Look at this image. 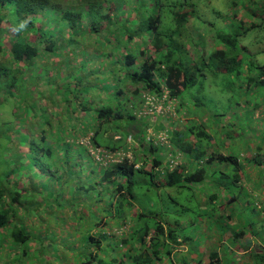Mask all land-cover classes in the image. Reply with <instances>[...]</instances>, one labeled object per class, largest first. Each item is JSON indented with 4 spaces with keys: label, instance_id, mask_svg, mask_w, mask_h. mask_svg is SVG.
<instances>
[{
    "label": "trees",
    "instance_id": "obj_1",
    "mask_svg": "<svg viewBox=\"0 0 264 264\" xmlns=\"http://www.w3.org/2000/svg\"><path fill=\"white\" fill-rule=\"evenodd\" d=\"M206 1L0 0V102L13 93L14 96L26 95V83L34 85L36 82V85H39L37 83L43 82V79L46 83L50 80L57 84L62 82L70 93L65 99L67 104L63 109H58V103L53 97H47L45 100H49L50 105L48 107L45 104L46 108L40 110V116L34 114V111L29 112V109L25 110L30 122L24 125L23 119L21 126H25L24 130H15L13 127L9 132L20 133V140L24 134L33 142L34 138L38 137L39 141L44 143L40 149L49 159L54 155L53 144H59L61 151L56 153L60 152L61 155L57 158L69 165L68 174L71 177V180L68 179L71 181L70 186H66L67 182L62 181L60 188L48 192L55 194V199L48 200L50 195L46 193L48 195H45L43 203H40L41 198L36 199V195L42 194V189L36 182L34 187L29 188L30 180L24 176V171L15 166L13 170L0 173V248L9 245V253L10 249L14 252L26 243L29 245L34 239L32 232L28 230L27 219L33 218V211L30 213L29 209H44L45 204L48 206L66 203L69 208L74 209L73 213L80 212L79 220L84 218V212L103 215L96 221L95 226L104 228L105 232L97 231L96 236L88 233L81 237L84 248H80L76 255L81 259L87 251L88 257L80 261V264H178L174 254L180 252L182 246L186 247L187 253H181L180 259L178 258L181 264H191L194 260L200 263L201 253L197 247L203 232L200 233L201 227L196 225L195 220L192 221L196 216H202L206 223H210L206 228L218 223L226 225L225 228L231 231L234 241L249 233L255 225L250 220L257 215L263 216L259 212L264 209L257 210L256 204H249L247 198L246 205L250 206V212L247 214L249 221L245 223L238 219L234 224H226V219L232 214L235 215L234 204H238L239 199L237 195L229 193L231 189L228 188L236 185L247 197L249 192L244 191L241 184L242 178L245 177L248 184L253 186V190L263 189V184L259 181L255 180V184L251 182L247 167H257L260 180H264V116L253 126L254 130L248 136L257 140L255 151L251 152L249 157L243 158L240 157L243 149L241 152L238 150V154L230 151L229 147L225 154L215 149H220L225 140V137L215 130V125L206 127L202 121L190 119L192 121L188 120L184 125L173 124V127H170L166 125V118L160 117L153 123L154 130H165L170 147H174L172 150L182 154V163L175 165L171 170L164 168V161L167 163L168 159L162 154L163 145L159 144L157 138L145 137L146 128L151 124L150 120L148 123L138 117V112L144 106L143 93L148 92L159 97L163 88L168 90L174 106L181 108L187 101L202 110L206 109L202 112H207L205 95L195 100H191L188 95L195 86H200L201 82L203 87L204 82L211 80L212 76L226 79L227 83L224 88H219L221 92L209 94L211 97L227 93L230 97L227 99L230 100L237 95L239 100L235 103L241 105L240 99L247 97V89H254L253 96L245 99V105H249L257 95L256 100L262 96L264 104V60L253 62V58H264V52L252 53L248 51L247 45L240 43V38L245 36L248 30L264 28V0H228L226 7L229 6L235 13L242 11L250 19L234 18L235 13L232 12L233 15L216 26L209 22L214 28L215 42L206 56L198 49L196 55L191 56L188 48L195 49L199 42L191 28L192 22L195 19L202 24L206 22L202 19V5L218 15L223 14L210 3H204ZM245 2L248 3L247 7ZM64 3L74 7L63 6ZM25 20L27 26L17 31L20 23ZM87 39L95 40V44H99L94 51L95 58H88L92 47L87 46ZM260 41L261 37L256 39V42ZM145 43L148 47L144 49ZM51 57H59L61 60L54 65ZM71 58H78L79 62H74ZM96 59L104 62L103 71L98 72L83 65V62L94 65ZM42 62L47 64L43 71L40 68ZM99 81L102 82L101 85L97 83ZM241 83L243 90L238 93L235 91L236 85L240 87ZM93 91L94 94L98 92L97 97H93ZM47 94L49 92L43 90L40 97ZM99 101L102 102L98 104ZM33 104L35 103H32L33 107H37ZM52 107L55 110H52ZM235 109L238 110L239 107ZM261 112H264V107ZM61 114L63 116L59 117ZM32 117L37 119L38 123L31 121ZM234 118L230 127L240 124L243 120L237 114H234ZM67 126L70 131L64 133ZM113 128L116 131H113ZM89 131L92 132L90 144L94 148L127 151L132 144L128 142L129 137L141 145L142 155L134 154L132 160L124 158L119 163L96 166L95 159L87 147L77 142ZM5 132L0 130V138ZM12 136L13 134H10L7 139L11 140ZM225 136L228 139L227 135ZM204 141L210 142V146L203 147ZM73 148H78L79 152L76 150L73 154ZM248 149L249 147L245 151ZM27 150V153L32 154L33 171H39L43 175L50 171L49 166L47 170L44 166L38 168L37 162L40 158L35 152L37 147L30 146ZM214 161L227 164V169L210 171L207 167H212ZM136 164L138 166H135ZM62 175L58 177L63 179ZM214 175L217 177L214 178ZM44 177L48 181L52 179L47 175ZM143 182L148 183L147 189L150 186L155 187L156 192L160 187L174 188L178 192H182L184 188H195L204 201L196 205V215L187 222H181L184 216H170L162 211H159V214L156 211L146 213V207L140 205V208L138 205L139 211L135 213L128 232L121 236L106 233V228L110 227L109 222H113L119 230L126 226V216L136 205L135 199ZM207 185L212 189L215 185L217 187L214 192L211 189L209 194H205ZM224 192L228 193V196L224 195ZM71 194L76 197H71ZM79 195L81 199H78ZM253 197L255 199L254 195ZM194 199L197 197L194 196L192 200ZM177 204L181 210L188 211L191 208L193 212V204ZM59 208L62 209V206ZM219 208H227L230 212L222 216L218 214ZM21 209H25L27 214ZM240 209H243L242 205ZM146 217L154 219V227L151 228L143 221ZM136 222L142 225L136 227ZM189 222L190 226L195 227L185 226ZM243 223L245 225L238 228ZM193 231L198 233V237L193 236ZM254 235L263 237L264 229L253 231L252 236ZM195 237L198 240L195 241ZM42 242H46V247L39 243L38 249L44 248L42 254H39V261L45 257L49 260V243L46 238ZM252 242L256 247L253 245L248 250L245 248L247 254L244 256H237L233 250L231 256L229 250L220 253L216 248H211L208 264H264V246H258L257 242L252 240L247 242L246 247ZM58 246L65 248V255H57L62 258L58 264H68L69 256L66 250L73 247L72 244L60 243ZM117 249H120L119 256H116ZM177 254L179 256V253ZM191 254L196 257L189 260ZM26 255L28 252L23 249L22 256ZM13 256L12 263L22 261V257L17 259L18 254L14 253ZM39 261L38 264H42ZM50 264H53L51 260Z\"/></svg>",
    "mask_w": 264,
    "mask_h": 264
},
{
    "label": "rangeland",
    "instance_id": "obj_2",
    "mask_svg": "<svg viewBox=\"0 0 264 264\" xmlns=\"http://www.w3.org/2000/svg\"><path fill=\"white\" fill-rule=\"evenodd\" d=\"M227 1L228 0H207L206 2H204V3H210V5H213L216 9L223 12V14H220L221 16L218 15L217 12H214L211 9L208 10L206 7L202 5L201 12L202 14H204L203 15L204 18L202 19L206 20V22L202 24L198 19H195L192 22L191 28L194 30L193 33L196 35L195 38L199 42H197L198 46L195 49L190 48V47L188 48L191 56L196 55L195 53L197 49L199 50V52H204L205 54L204 56H206L211 45L215 42L214 41V28L209 22L213 23V25L216 26L217 24L223 22L224 19H228L231 16L232 12L235 13L234 10L229 8V6L228 7L225 6V3L226 4L228 3ZM247 5L248 3L245 2L246 7ZM63 6L71 7V8L74 7L73 5L71 6L67 5V3H64ZM223 6L226 8H224ZM240 17H242L243 19L249 18L247 15L243 14L242 11H239V12L237 11L235 13L234 18H240ZM231 32H234V31H231ZM259 37H261V41L256 42V39H259ZM85 42L87 43V46L90 45L92 47L90 48L91 51L88 55V58L90 59L95 58L94 51L98 48L99 44L96 45L95 44L96 41L90 40V39H87ZM240 43L244 44L245 46L247 45L246 47L248 51L252 53L264 52V28L248 30L245 36H242V38H240ZM143 46L145 49L148 47V44L145 43ZM71 56L74 57L73 55ZM67 57L68 56H65V58ZM50 60H52L55 65L58 61L61 60V58L51 57ZM71 60L74 62H79L78 58H71ZM79 60H81V58ZM262 60H264V58H253V62H256V63L257 61L263 62ZM96 61L97 62H95L94 65L89 62L88 63L83 62V65H85V67L89 69L93 68L95 71H98V72L103 71L105 67L104 62H102L101 60L98 61V59H96ZM45 66H47V64H43L42 62L40 65L41 70L42 69L44 70ZM54 68H56V66H54ZM57 69L58 68H56V70ZM101 75L102 74H100L99 77H101ZM41 78H43V76ZM211 78H212L211 80L204 82L203 87H202V82L200 86L198 87L195 86L191 90V93L188 95L191 100H195V98H201L202 95H205L204 101L208 107L207 112H202V111H206V109L202 110L200 107L193 106L192 104L186 101L185 103H183V105H181V108L172 105V106H168L167 108H165L162 113L148 114V116L150 117L143 116L144 114L141 113V114H138V117L143 118L146 122L150 120L151 124L148 127H151V129H153L152 128L153 123L157 122L160 117L161 119L166 118V121H167L166 125L170 127H173V124H175L176 126L184 125L190 119H194L196 121L197 120L202 121L203 123L206 124V127H210V125H215V130L219 131V135H222L223 137H225L223 146H220L221 147L220 149L215 146L216 150L221 151V153L225 154L227 153V150L229 151V148H230V151H234V153L238 154L237 151L239 150L241 152V150L243 149L244 151L241 152L240 157L241 158H243L244 156L249 157L251 155V152L255 151V146H256L255 141L257 142V140L252 139L251 137H248V136L254 130L253 126H255V124L258 122L259 119H261L262 116H264V112H261L262 108L264 107V104L262 102V96L258 100H256L257 99L256 97L258 95L255 96L254 99L247 106L245 105L246 104L245 99L246 98L250 99L251 98L250 96H253L252 91L254 89H247L248 95L247 97L243 96L240 99L242 101L241 105H236L235 103L237 100H239V97L237 95H234V97H232L230 100L227 99V98H230L227 93H223L222 95L211 97L209 94L213 95L214 92L218 93V91H220L219 88L221 87L224 88L227 83L226 79L218 78L216 76H212ZM97 83L101 85L102 82L99 81ZM37 84L39 85H36V82H35L34 85H31L28 82L26 83V86H25L26 92H27L26 95L14 96V93H13L10 97L7 96L6 100L2 99L0 102V130L6 131L5 133L1 135V138H0V144H1L0 146V173H4L7 170H13L15 169V166H17L19 170L24 171V176H26V178L30 180L29 188L34 187L35 182L37 183V186H40L39 188L42 189V194L41 193L37 194L36 199L41 198L40 203H43V197L46 195V193L51 192L52 189H55L57 187L60 188L62 185V181H66L67 182L66 186H70L71 181L68 180V179L71 180V177L68 174L69 165L66 163V161L57 158L58 156L61 155L60 152L56 153L60 150V148L58 147L59 144L58 145L53 144L52 148H53L54 155L49 159L48 156H46V154L44 153V151L40 149V147L44 146V143L40 142L38 137H35L34 142H33L31 141V139L28 140L26 136L27 134L25 135L24 134L25 132H24L23 134L26 136V139H25V136L23 135L22 140H20L19 139V136L21 135L20 133L15 134L14 131L10 133L9 130H11L13 127L15 130H24L25 126L23 125L21 126V121L24 119V125L30 122L29 115L25 113V110L29 109V112L34 111V114H37V115L39 114L40 116L41 114L40 110H42V108H46L45 104L48 107L50 105L49 100H45V98L47 97L48 98L53 97L54 100L58 103V106H59L58 109H63L67 104V101L65 99L70 96V93H69L68 87L63 85L62 82H59L57 84L54 82L52 83V81L50 80L49 82L46 83L43 79V82L40 81ZM43 90L48 91L49 94H47V96L40 97V92ZM241 90H243L242 83L240 87L236 85L235 91L240 93ZM92 94L94 95L93 97L98 96L97 95L98 92L94 94V91H93ZM210 99L213 100V102ZM102 101H99L98 104H100ZM33 102L35 103L33 105L37 107L32 106ZM236 107H239V109L236 110L235 109ZM240 108L245 109V110L241 111ZM51 109L55 110L54 107H52ZM251 111H252V116H251ZM233 113L237 114V116L243 120L240 121V124H234L233 126L230 127V123H233V121L235 120ZM62 116L63 115L61 114L59 117H62ZM32 119L33 120L31 121L38 123L37 119L34 120V117H32ZM245 125H246V128H245ZM69 129L70 128H68L67 126L64 133L69 132L70 131ZM113 131H116V129L113 128ZM89 133H92V132L89 131ZM165 133L166 134L163 135V137L166 138V142L162 143L161 140L158 141L160 145L161 143L163 144L162 154L165 153L169 155L170 156L169 159L171 160L179 158L181 154L179 152L177 153L172 150L174 149V147L172 148L170 147L169 140L166 137L168 134L166 131ZM10 134H13V136L10 137L11 140H8L7 136H9ZM225 135H227L228 139H226ZM228 135H231L232 137ZM19 140L22 141L21 144ZM131 143L132 144H131L130 149L125 151L129 153L130 158H133L135 156L134 154H136L137 156L142 155L141 154L142 151H140L141 145H139L136 141L135 142L132 141ZM209 143L207 141H204L203 147H206V148L209 147L210 146ZM230 145H233V146H230ZM30 146L38 148V150L35 151L37 152L36 154L40 158V160L37 162V166L38 168H40V166H44L46 167V170H47V166H49L50 171H47L48 174L46 173L44 175L51 177L52 178L51 180L48 181V179H46L43 174H40L39 171L32 170L33 165H34L32 164V154L27 153L28 151L27 149L30 148ZM169 147L170 149L169 151H167ZM247 147L251 149L250 150L248 149L249 151L248 150L245 151ZM76 150H78L79 152L78 148L72 149L73 154L76 152ZM20 153H22V155H20ZM92 156L95 159L94 163H96V166H99V165L103 166L104 164H107L106 162H109L106 158L104 162V161L97 160L96 157H94V155ZM42 157L44 158L42 159ZM47 163L49 165H47ZM212 163H213L212 167L210 166L207 167L210 171L213 169H218V168H220V170L227 169V164L226 165L218 164V163H215V161ZM173 165L174 163H171L168 166L171 168ZM247 170L249 172L251 182L255 184L254 183L255 180L259 181L260 184L261 183L263 184V187H262L263 189H261L260 191L253 190V186L251 184H248L245 177L242 178L241 184L244 186L243 188L244 191L249 192L247 197L244 196V194H242L243 193L241 192L242 189L240 191L236 185L232 186V188H228L230 186L228 185L227 188L231 189L229 193L237 195L239 199L237 200L238 204H234V206L236 207L234 216L237 218H235L232 214L230 218L226 219L227 220L226 224H234L238 219L243 220L244 222L249 221L247 220V214L250 212V206L246 205L247 198L250 202L249 204H253V203L256 204L257 210L261 211V209L262 210L264 209V180L262 179L260 180L258 176L259 170L257 167L248 166ZM58 175H62L63 179L58 177ZM216 177L217 176H215L214 178ZM216 187L217 186L215 185V187H213L212 189L211 186L207 185V188H205L206 189L205 194H209V191L211 189H212V192H214V189ZM147 188H148V183L143 182V184L141 185V188L139 189V192L137 193V198L135 199L136 205L134 206V208H132V210H130V212H128L126 216V226H124L122 230H119V228H116V226L113 225V222H109L110 227L106 228V233H111L113 236L115 235L121 236V234L123 235L125 234V232H128V229L131 228L133 224V217L135 218V213L139 211L137 209L138 205L145 206L146 208L144 209V212L146 213L150 211H154V212L156 211L157 214H159V211H162L170 216L172 215L184 216L181 222L182 221L187 222L191 217L196 215V211H197L196 205H198L200 201L201 203H203L204 201L202 196L199 197L198 189H195V188H192L190 190L188 188H184L182 192H178L176 189L169 188V187L167 188L160 187L159 189H157V192H156L155 187L150 186L149 189ZM225 190L227 191V189ZM49 195L50 197H48V200L52 201L53 199H55V194H49ZM224 195L228 196V193L224 192ZM253 195L255 196V199ZM70 196L71 197L74 196V198L76 197L75 195H72V194ZM194 196H196L197 199L192 200ZM78 199H81L80 195ZM177 203H185L186 205H190V206L193 204L194 205L193 212L191 208H189L188 211L181 210V207L178 206ZM240 205L243 206V209H240ZM59 206H62V209L59 208ZM43 207L44 209H40V208L29 209L30 213H32L33 211V214L31 215L33 216V218L28 217L27 219L28 225H29L28 230L32 232V237H34L32 242H30L29 245L27 243L26 245H22L20 248L16 249L14 252H12L10 249L9 253H7L9 251L8 250L9 245L2 246V248H0V264H14V263L16 264V261L12 263L13 260L11 259V258L14 259V256H13L14 253L18 254L17 259L22 257L23 264H38L39 254L43 252V249H44V248L38 249V247L40 246L39 243L40 244L42 243L43 247H46V242H42L44 238H46L50 246L48 248V251H50L49 260L47 257H45V259H40L39 263L41 262L42 264L44 263L50 264V260H51L53 264H58L59 260H61L62 258L57 255L64 254V251H65L64 247H60L58 245L60 243H66V244H72L73 246L69 248V250L68 249L66 250L67 252L66 254L67 256H69L67 257L68 264H80V261L85 260L88 257L87 251L85 252V256H82L81 259L79 258V256L76 255L80 248H84L83 247L84 242L81 240V237L86 236L88 233H91V234L93 233V235L96 236L97 231L105 232L104 228L101 229L99 226L98 227L95 226L96 221H98V219L103 216L102 214H95L94 212L92 213L84 212V218L82 220H79L78 218L80 216V212L76 211L75 213H73L72 210L74 209H72L71 207L69 208L66 205V203L58 204V205L49 204L48 206L47 204H45ZM55 207H57L58 209ZM231 208H233V206H231ZM228 209H230V207ZM228 209L219 208L218 214H221L222 216H226L230 212V210ZM21 210H23L27 214V211L25 209H21ZM259 213H262V215L264 216L263 214L264 211L259 212ZM66 215H69V217H67ZM263 216L261 215H257V217L254 216V218L250 220L254 222L255 224L254 227L249 230L248 234L246 233L243 237H241L240 239L236 241L232 239L231 231L225 228L226 225H221L218 223L216 226H214L215 224H212L211 228L210 227L206 228L207 225L210 226V223H206L205 218H203L202 216H200V218H198L197 216L194 219L192 218V221L195 220L196 225L197 226L199 225L201 227L200 233L202 232L203 233L200 235L201 242L198 241L199 244L197 247V250L201 253L200 255L201 261L199 263L196 260H194L191 262V264H206L208 262V253L211 250V248H216V250H219L220 253H223L224 252L223 250H229L230 255L233 254L231 253V251L234 250L237 256L239 254L244 256L247 254V253L245 254V252H247L246 249L248 250L249 247L254 245V243L252 242L250 243L248 247H246L247 242L255 240V243L257 242L256 244L258 246H261V245L264 246V236L262 237V236L254 235L255 238L252 236L253 231L255 230L261 231L264 229V226H262L264 222ZM41 217L42 219L40 220ZM143 221H145L148 225H150L151 228L154 227V223H153L154 219L152 217L143 218ZM190 223L191 222L187 223L185 226H190L191 225ZM141 225L142 224L137 223L136 227L141 226ZM244 225L245 224L243 223L238 228H242ZM190 227L194 228L195 226L192 225ZM192 233H193V236L197 235L198 237V233L196 231H193ZM196 240H198V238L195 237V241ZM75 247H78V248L76 249ZM254 247H256V245H254ZM181 248L183 249H181L180 252H177L179 253V256L176 252L174 254L175 257H177L175 258V262H177L178 264H181V261L180 260L178 261V258L180 259L181 257L180 256L181 253L182 254L187 253L185 246H182ZM23 249H26L28 252V255L24 257L22 256ZM119 254H121L120 249H117L116 256H119ZM195 257H196L195 254H191L189 255V260ZM233 257H235V255ZM22 261H20L17 264H22Z\"/></svg>",
    "mask_w": 264,
    "mask_h": 264
},
{
    "label": "built area",
    "instance_id": "obj_3",
    "mask_svg": "<svg viewBox=\"0 0 264 264\" xmlns=\"http://www.w3.org/2000/svg\"><path fill=\"white\" fill-rule=\"evenodd\" d=\"M142 98H143L144 106L142 107L143 109L140 110L139 113H143L144 115L153 114V113H157V114L162 113L165 108H167L169 105L172 104V100H170L169 98L168 90L165 88H163V92L159 97H156L152 94H149L148 92H145L143 93ZM150 134L154 135L150 131V129H148L147 139L151 136ZM165 134L166 133L164 132H160L159 134H157V138L161 140L162 143L166 142V138L163 137V135ZM128 140H130V138H128ZM83 142L91 147L90 143L88 142V138L83 140ZM91 152L94 153L96 158L99 160H105L106 158L109 162H114V163L121 162L124 158H127L129 160L131 159L129 153L123 152L121 150L109 151L102 148H94V149L91 148ZM138 164H136L135 166H138Z\"/></svg>",
    "mask_w": 264,
    "mask_h": 264
},
{
    "label": "clouds",
    "instance_id": "obj_4",
    "mask_svg": "<svg viewBox=\"0 0 264 264\" xmlns=\"http://www.w3.org/2000/svg\"><path fill=\"white\" fill-rule=\"evenodd\" d=\"M27 26V21L25 20V21H22L21 23H20V25H19V28L17 29V31H20V30H22V29H24L25 27ZM169 93V92H168ZM168 105V104H167ZM173 104H171V105H169V106H172ZM138 114H141V113H139L138 112ZM143 116H147V117H150V116H148V115H143ZM164 117V116H163ZM167 117V116H166ZM153 129H151V127H147L146 128V135H145V137L147 138V132H148V129H150V131L154 134V135H151L150 136V138H152V139H156L157 138V134H159L160 132H164L165 133V131H162V130H160V131H158V132H156L155 130H154V127H152ZM156 133V135H155V133ZM92 135V133H89L88 135H86V136H84V137H82V138H80L77 142L79 143V144H83V145H85L86 147H87V149H88V152L91 154V155H94V157H96L95 156V154L94 153H92L91 152V148H93L94 149V147L91 145V147L88 145V144H86V143H84L83 142V140H85V139H87L88 138V142L90 143V136ZM168 136V135H167ZM118 136H114V138H117ZM129 138V137H128ZM168 138V137H167ZM158 139V138H157ZM159 140V139H158ZM135 142L133 139L131 140H128V142ZM153 141V140H152ZM160 141V140H159ZM161 143V142H160ZM162 144V143H161ZM163 145V144H162ZM169 146V145H168ZM97 148H102V147H97ZM103 149V148H102ZM170 149V147L167 149V151ZM107 150V149H106ZM109 151H111V150H109ZM123 152H125V151H123ZM181 154V153H180ZM164 155L166 156V159H168V162L166 163L165 161H164V164H165V166H164V168L166 169V167L168 168V170H171L175 165H177V164H181L182 163V154H181V156L179 157V158H177V159H174V160H171V159H169L170 158V156L169 155H167V154H165L164 153ZM177 157H178V155H177ZM97 159V158H96ZM97 160H99V159H97ZM131 160H132V158H131ZM99 161H104V160H99ZM179 161V162H178ZM105 162V161H104ZM107 164H104L103 166H106V165H108V164H112V163H114V162H106ZM119 163V162H118ZM171 163H174V165L170 168L168 165H170ZM164 168H162V169H164Z\"/></svg>",
    "mask_w": 264,
    "mask_h": 264
},
{
    "label": "crops",
    "instance_id": "obj_5",
    "mask_svg": "<svg viewBox=\"0 0 264 264\" xmlns=\"http://www.w3.org/2000/svg\"><path fill=\"white\" fill-rule=\"evenodd\" d=\"M222 154H224V153H222ZM212 166H213V163H212ZM233 252H234V250H233ZM232 251H231V253H233ZM196 262V261H195ZM198 262V261H197ZM206 264H208V262L206 263Z\"/></svg>",
    "mask_w": 264,
    "mask_h": 264
}]
</instances>
